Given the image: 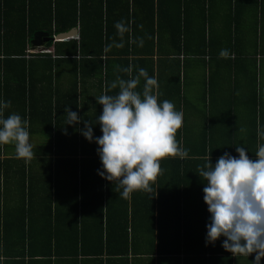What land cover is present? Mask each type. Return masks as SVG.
<instances>
[{"label": "trees", "instance_id": "trees-1", "mask_svg": "<svg viewBox=\"0 0 264 264\" xmlns=\"http://www.w3.org/2000/svg\"><path fill=\"white\" fill-rule=\"evenodd\" d=\"M73 27L77 39L52 38ZM38 31L52 52H29ZM257 55L264 57V0H0V98L11 102L4 114L27 119L38 148L25 160L2 156L14 146L0 145V264H254L252 255L225 250L223 237L205 245L198 173L208 154L214 164L243 146L254 159L264 144L256 93L243 117L244 107L236 114L219 103L237 92L225 91L239 87L233 72L238 78L245 57ZM140 69L156 77L158 102L183 113L176 139L188 157L162 158L152 191L124 198L116 181L98 175V146L78 131L83 123L63 124L68 107L95 123V98L115 95L118 79L139 77L142 91ZM200 73L201 94L193 86ZM93 133L101 135L99 124Z\"/></svg>", "mask_w": 264, "mask_h": 264}, {"label": "clouds", "instance_id": "clouds-1", "mask_svg": "<svg viewBox=\"0 0 264 264\" xmlns=\"http://www.w3.org/2000/svg\"><path fill=\"white\" fill-rule=\"evenodd\" d=\"M115 27L123 30L121 22ZM220 54L227 56V51L222 50ZM139 75L145 79L142 91L136 90L139 77L118 79L110 86L119 87L115 95H108L106 91L95 98L102 106L95 123L68 107L63 124L83 123L78 131L98 146V175L107 181H116L122 188L119 194L124 198L137 190L152 191L150 182L161 174L162 158L188 157V149L176 139L177 130L183 124V113L169 100L158 102L159 85L155 76H149L144 69L139 70ZM10 103L0 98V145L12 144L18 158L31 160L35 154L29 121L14 112L5 116ZM94 124H99L101 135H94ZM64 132L67 134L66 128ZM235 152L236 155L223 152L214 164L208 154L198 173L206 181L202 199L209 213L204 242L214 244L223 237L221 246L225 250L247 258L252 255L254 264H261L264 257V144L259 146L254 159L246 154V147L237 146Z\"/></svg>", "mask_w": 264, "mask_h": 264}, {"label": "crops", "instance_id": "crops-1", "mask_svg": "<svg viewBox=\"0 0 264 264\" xmlns=\"http://www.w3.org/2000/svg\"><path fill=\"white\" fill-rule=\"evenodd\" d=\"M77 39V38H75ZM53 47L54 44L51 43L48 47H45L44 45L42 47H36V46H32L30 49H34V50H46L45 52H38L41 54L44 53H48V52H52L53 51ZM37 53V52H35ZM246 60H244L241 64L243 67L239 68L238 70H236V74L238 76V78H234V72H233V77H231L230 75V80H232L233 84H238L239 87H233L232 85H225V91H233V90H237V92L234 95H230V98L228 99H224L220 98L219 99V103H221L220 107H234L235 113L239 114L241 112L240 108L244 107V112L242 111V113L240 115L246 116L247 115V107L254 105V100H253V95L256 93V95H258V97L261 98L262 101H264V57L257 55L256 56V61L253 62V59L251 57H245ZM192 70V69H191ZM219 71V69H217ZM220 72V71H219ZM246 73L248 74V76H246ZM201 75V78H199V80H196V83L193 85L194 86V91L195 93H199L201 94L202 89H203V85H204V77L202 75V73L199 74V76ZM221 72L219 74V77L222 79L221 77ZM246 76V80L248 81H252L253 83H245V77ZM219 78V79H220ZM203 79V80H202ZM225 80H229L228 75L225 76L224 78ZM241 80H244L243 84L241 83ZM214 78L213 79V85L215 87V92H220L221 91V85H217L220 84V81ZM243 85V87L241 86ZM254 87V88H253ZM244 88V89H243ZM223 100V101H222ZM264 104V103H263ZM250 115V114H249ZM248 115V116H249ZM30 140L31 143L34 145L33 149H38L37 147V139L33 140V137H31ZM7 153L4 154V152L2 153V156H12L15 155V148L10 146L7 149ZM3 158V157H1Z\"/></svg>", "mask_w": 264, "mask_h": 264}, {"label": "water", "instance_id": "water-1", "mask_svg": "<svg viewBox=\"0 0 264 264\" xmlns=\"http://www.w3.org/2000/svg\"><path fill=\"white\" fill-rule=\"evenodd\" d=\"M79 30L77 27H73L66 32H60L53 36L52 38L57 41H67L73 38H78ZM50 38L46 32H35L33 38L31 39V45L36 47H42L43 43L48 41Z\"/></svg>", "mask_w": 264, "mask_h": 264}, {"label": "built area", "instance_id": "built-area-1", "mask_svg": "<svg viewBox=\"0 0 264 264\" xmlns=\"http://www.w3.org/2000/svg\"><path fill=\"white\" fill-rule=\"evenodd\" d=\"M46 50H34V49H29V52H45Z\"/></svg>", "mask_w": 264, "mask_h": 264}]
</instances>
